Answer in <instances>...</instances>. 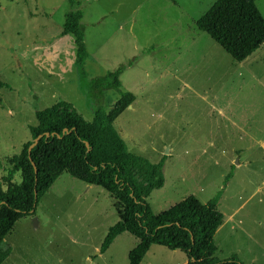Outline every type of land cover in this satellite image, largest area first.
<instances>
[{
    "label": "rangeland",
    "instance_id": "374dc122",
    "mask_svg": "<svg viewBox=\"0 0 264 264\" xmlns=\"http://www.w3.org/2000/svg\"><path fill=\"white\" fill-rule=\"evenodd\" d=\"M75 1L89 55L83 75L74 37L61 36L68 0H0V83L7 86L0 88V184L37 111L65 101L90 122L97 104L107 111L120 97L105 90L98 103L91 82L122 68L120 91L135 100L114 129L131 154L151 163L166 157L164 185L147 198L152 212L189 196L205 204L232 169L217 209L228 216L245 203L235 219L244 225L213 238L216 258L264 264L256 247L264 245L256 225L264 220V47L238 63L200 31L197 21L217 0ZM254 3L264 18V0ZM19 182L17 172L12 183ZM117 205L102 188L62 173L35 216L6 236L11 253L3 264H128L138 240L126 232L99 252L119 221ZM140 264L186 263L182 252L152 245Z\"/></svg>",
    "mask_w": 264,
    "mask_h": 264
},
{
    "label": "trees",
    "instance_id": "16d2710c",
    "mask_svg": "<svg viewBox=\"0 0 264 264\" xmlns=\"http://www.w3.org/2000/svg\"><path fill=\"white\" fill-rule=\"evenodd\" d=\"M68 4L70 10L64 14L61 36L74 37L76 65L83 75V64L89 56L81 25L83 11L79 1L68 0ZM196 25L238 63L264 44V18L254 0H217ZM121 71L108 72L91 82L98 103L105 90H117L120 97L107 111L97 104L90 122L65 101L35 113L36 125L29 127L30 139L11 159L12 168L0 184V264L11 253L6 236L17 221L35 216L38 201L62 173L102 188L119 204V221L108 229L100 254L126 232L138 240L128 253V264H140L152 245L182 252L187 264H243L235 255L216 258L213 243L223 222L218 201L233 177L232 169L224 178L223 188L205 204L189 196L159 214L152 212L147 198L164 185L166 157L151 163L131 154L114 129V121L135 100L132 93L120 91ZM2 87L7 86L0 83ZM17 172L20 182L13 184Z\"/></svg>",
    "mask_w": 264,
    "mask_h": 264
},
{
    "label": "crops",
    "instance_id": "0c3cea01",
    "mask_svg": "<svg viewBox=\"0 0 264 264\" xmlns=\"http://www.w3.org/2000/svg\"><path fill=\"white\" fill-rule=\"evenodd\" d=\"M263 48L264 47V44L263 45H261L260 46V48ZM259 48V49H260ZM258 49V50H259ZM257 51V50H256ZM247 59V58H246ZM245 59V60H246ZM244 60V61H245ZM243 62V61H242ZM132 105V104H131ZM132 108V106H130V109ZM260 144H262V142H259ZM238 164V163H237ZM224 191V190H223ZM223 191H222V194H223ZM256 191H257V189H256ZM255 191V192H256ZM222 194H221V197H222ZM221 197H220V199H221ZM219 199V200H220ZM244 202H246V200L244 201ZM218 204H219V201H218ZM245 204V203H244ZM244 204H240L238 207H236V208H234L233 210H231V212L229 213V215L228 216H225V215H223V222H222V225L216 230V233H215V235H214V237L215 236H217L218 234H220V232H222L223 231V229L226 227V226H229L228 227V231H230V230H234V229H239V228H241L242 227V225H244V220H241V219H238L237 221L235 220L236 218H239L238 217V213L240 212V208L242 207V205H244ZM217 207H218V205H217ZM256 225L257 226H259V227H261V226H263V228H264V220H258L257 222H256ZM256 247L261 251V252H264V245H261V244H259V243H256ZM174 252H178V251H174ZM232 255H234V254H232ZM215 256H216V253H215ZM236 256V255H235ZM184 257H185V255H184ZM228 258V257H227ZM238 258V257H237ZM219 259V258H218ZM222 259H225V258H222ZM185 263L187 264V260H186V257H185ZM243 263V262H242ZM3 264V263H2ZM244 264V263H243ZM246 264H255V262H252V261H249V262H247Z\"/></svg>",
    "mask_w": 264,
    "mask_h": 264
},
{
    "label": "water",
    "instance_id": "95a60500",
    "mask_svg": "<svg viewBox=\"0 0 264 264\" xmlns=\"http://www.w3.org/2000/svg\"><path fill=\"white\" fill-rule=\"evenodd\" d=\"M166 153H167V151H166ZM235 164H237V162H235ZM34 221H35V219H34Z\"/></svg>",
    "mask_w": 264,
    "mask_h": 264
}]
</instances>
